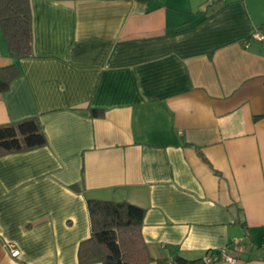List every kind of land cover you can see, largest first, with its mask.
<instances>
[{
    "label": "crops",
    "instance_id": "0c3cea01",
    "mask_svg": "<svg viewBox=\"0 0 264 264\" xmlns=\"http://www.w3.org/2000/svg\"><path fill=\"white\" fill-rule=\"evenodd\" d=\"M29 2L0 126L47 144L0 157V264H79L87 199L145 209L149 264H264V0Z\"/></svg>",
    "mask_w": 264,
    "mask_h": 264
},
{
    "label": "trees",
    "instance_id": "16d2710c",
    "mask_svg": "<svg viewBox=\"0 0 264 264\" xmlns=\"http://www.w3.org/2000/svg\"><path fill=\"white\" fill-rule=\"evenodd\" d=\"M33 25L29 0H0V33L14 62L0 70V93L17 77L15 61L33 55ZM93 117L102 111L91 109ZM47 139L35 118L0 126V157L44 147ZM199 153V152H198ZM204 159V157L199 153ZM90 236L78 248L79 264H149L152 262L142 235L145 209L128 201L87 199ZM178 264L197 262L176 259Z\"/></svg>",
    "mask_w": 264,
    "mask_h": 264
},
{
    "label": "built area",
    "instance_id": "2783aa9c",
    "mask_svg": "<svg viewBox=\"0 0 264 264\" xmlns=\"http://www.w3.org/2000/svg\"><path fill=\"white\" fill-rule=\"evenodd\" d=\"M210 1H220V0H210ZM255 38H258L259 35L256 33L254 34ZM245 245L243 244L241 239H236L232 241L231 244V250L237 254H240L244 251ZM10 255L13 258H16L19 256V251L16 249H10ZM213 260H221L225 263H235L237 258L236 257H231L226 253V249L219 251L214 259L210 258L209 256H205L203 258V263L204 264H210Z\"/></svg>",
    "mask_w": 264,
    "mask_h": 264
}]
</instances>
